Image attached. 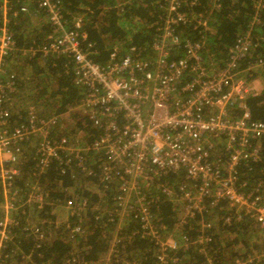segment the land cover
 <instances>
[{"label": "built area", "instance_id": "obj_1", "mask_svg": "<svg viewBox=\"0 0 264 264\" xmlns=\"http://www.w3.org/2000/svg\"><path fill=\"white\" fill-rule=\"evenodd\" d=\"M8 1L1 8L4 12L13 11L14 16L43 13L49 24L39 45L21 49L9 20L0 25V154L11 163L4 166L0 162V177L8 193L19 175L18 163L28 156L22 143L28 145L44 135L34 154L35 158L40 154V168L57 161L63 171L69 168L83 177L98 176L103 196L116 188L115 204L122 206L123 214H134L141 229L159 241L160 259H166V250L178 246L177 241H165L173 240L174 232L162 238L158 232L166 226L154 224L155 216L160 221L156 208L163 200L172 203L179 224H187L209 209L208 213L223 211L228 224L255 221L264 233V177H241L242 168L257 169L264 151V121L252 116L247 103L250 96L262 92L253 79H264V54L258 51L262 43L251 30L216 59L208 40V34L214 32L209 19L182 10L181 2L187 0H168L160 7L165 15L154 40L144 47L131 45L127 51L116 47L104 64L88 52L94 44L83 29L84 17L70 18L62 0H33L34 6L28 3L18 9ZM189 2L195 4L196 0ZM259 6L264 8V3ZM187 25L199 36L184 34L180 28ZM16 52L71 62L65 68L71 67L73 83L84 94L60 117L72 116L73 123L66 127H75L70 135L76 139L48 138L68 134L58 130V116L46 120L33 110L25 122L11 126L12 113L6 103L15 98L17 88L14 74L6 75V64ZM256 72L261 74L254 76ZM257 170L263 173V165ZM170 175L175 176L173 182H161ZM151 188L155 193L148 195L145 190ZM15 196L16 192L3 205L0 258L4 243L11 238V211L18 209ZM29 200L39 207L45 204L41 193L32 192ZM68 207L70 214L85 213L89 201L84 197ZM108 214V220H113V213ZM201 226L208 228L211 223L202 220ZM183 240L187 245V239ZM208 240L204 230L197 237V242ZM263 257L240 255L230 264H260Z\"/></svg>", "mask_w": 264, "mask_h": 264}, {"label": "trees", "instance_id": "obj_2", "mask_svg": "<svg viewBox=\"0 0 264 264\" xmlns=\"http://www.w3.org/2000/svg\"><path fill=\"white\" fill-rule=\"evenodd\" d=\"M189 1H182L180 8L191 15L202 14L209 19L214 32L208 34V40L211 41L212 53L215 52L216 59L225 55L236 39L248 30L262 43V48L258 51L264 54V8L259 6L264 0H196L195 4H189ZM62 2L70 18L84 17L83 29L87 33L88 41L94 44L88 48V52L94 60L104 64L109 61L110 53L116 47L126 51L131 45L144 47L153 41L156 28L165 15L160 7L168 4V0ZM8 3L15 9L28 3L34 6L33 0H9ZM13 14L9 10L8 26L15 35L17 46L21 49L39 45L44 38V32H39L38 39L34 40L36 33L28 25L32 18L29 13L20 12L17 16ZM4 15L0 12V25L4 21ZM26 23V34L29 36L27 39L23 32L20 35L21 27ZM151 25L155 26L151 28ZM46 26L49 31V24L46 23ZM180 29L191 37L199 36L192 30L191 25ZM39 59L44 64L39 63ZM67 61L65 58L26 57L20 52H16L9 59V73L6 75L14 74L12 81L17 91L15 98L7 101L6 108L12 113L11 121L18 120L15 126L25 122L30 110H33L46 120L58 116V130L68 134L50 135L48 138L60 139L74 131L75 127H66L64 118L60 116L70 106L77 104L84 92L73 86L72 69L65 68V64L69 65L71 62ZM29 67L34 69L33 75L30 74ZM261 73L256 72L254 76H264V69ZM6 75H3L4 82L7 81ZM29 83H32L33 94L25 97L24 91ZM24 99L29 101H23ZM247 103L252 116L264 121V90L258 95L250 96ZM34 139L41 141L44 135ZM22 146V149L27 148V142H23ZM27 152L25 150L27 158L18 163L19 175L15 176L9 187L10 195L16 192L14 206L18 209L11 211L14 220L10 227L11 238L4 243L0 264H209L210 261L212 264H227L221 260L225 253L233 261L237 256L248 254L252 248L248 243L251 237L248 241L245 240L248 227L253 224L250 219L228 224L224 222L223 211L208 213L212 211L208 209L189 221L193 224H179L172 203L163 200L156 208L160 221L155 216L154 224L158 226L162 223L166 226V229L158 232L162 238L174 232L178 246L166 250V259H160L162 251L159 241L141 229L140 220L134 218V214H123L122 206L115 204L113 196L116 188L109 190V195L103 196L100 194L102 183L98 176L95 179L92 176L83 177L69 168L63 171L57 161L41 169L38 165L40 154L35 158V148L31 154L34 157ZM262 165L264 167V151L262 163L257 169ZM257 169L249 171L242 168L241 177H264V172ZM174 177L166 176L161 182L171 183L175 180ZM1 187L5 186L0 177ZM145 191L148 195L155 193L152 188ZM32 192L43 195L45 204L42 207L29 200ZM84 197L89 201V210L85 213L83 210L81 214L61 211V205L74 207ZM5 202L4 199L0 200V221L5 216ZM32 210H35L34 213ZM110 212L113 213V220H108ZM202 220L205 223L206 220L209 221L211 226L202 228ZM203 230L209 240L197 242V237ZM184 237L187 245H184ZM242 248L244 252H241ZM260 264H264V257Z\"/></svg>", "mask_w": 264, "mask_h": 264}, {"label": "rangeland", "instance_id": "obj_3", "mask_svg": "<svg viewBox=\"0 0 264 264\" xmlns=\"http://www.w3.org/2000/svg\"><path fill=\"white\" fill-rule=\"evenodd\" d=\"M1 8V7H0ZM2 8L4 9V6H2ZM160 10H163V9H160ZM4 11V10H3ZM29 15L32 17L31 18V22L28 24L29 25V27H30V29H32L35 33H36V39H34V40H37L38 39V34H39V32H41L42 31V33L44 32V31H47V26H46V23H48V21H46V19H45V17L43 16V13H40V14H36V15H34L33 13H29ZM8 20H10L9 18H8ZM27 23L25 24V25H23L22 27H21V30H20V35L22 34V32H23V34L25 35V37H26V39L27 38H29V36L26 34V31L28 32V29H27ZM34 36V37H35ZM33 37V38H34ZM21 60H23V59H21ZM23 62V61H22ZM43 63V61H42V59L41 60H39V63ZM69 62V60L67 61V63ZM28 64V63H27ZM26 64V65H27ZM44 64V63H43ZM27 67H28V65H27ZM29 69H30V67H29ZM33 69V68H32ZM31 69V70H32ZM11 70H13V69H11ZM34 70V69H33ZM14 71H16V70H14ZM34 72V71H33ZM31 75H33V73L31 74ZM39 77V76H38ZM30 84V83H29ZM32 84V83H31ZM31 84L28 86V87H26V90L24 91V96L25 97H29V95L28 94H30V95H32L33 93L31 92ZM253 84H254V86L257 88V89H259V90H261L262 89V91L264 90V79H261V78H254L253 79ZM23 101H29V100H23ZM22 117V116H21ZM21 117H20V119H21ZM65 120V126H68L69 125V123H73L72 121H71V117H68L67 119H64ZM19 121H21V120H19ZM17 122H18V120H16V121H12V124L14 125V124H17ZM69 137L71 138V139H76V136L75 135H69ZM39 143V141H36L35 139H33L32 141H30L29 143H28V154L29 155H31L32 153H33V150H34V148L36 147V145ZM32 157H34L33 155H31ZM3 160V163H2V165H4V166H9L11 163L10 162H8V160H7V158L6 157H3L1 154H0V162ZM9 196H10V194L8 193V191L4 188V187H1L0 188V200H2V199H4L5 201H7V200H9ZM6 203V202H5ZM5 203H4V205H5ZM60 208H61V211H67L68 210V206L67 205H61L60 206ZM3 210H4V212H6V209L5 208H3ZM2 211V210H1ZM34 211L35 210H32V213H34ZM60 212V211H59ZM61 213V212H60ZM181 213H183V210L181 209ZM252 223L253 224H251V225H249V227H248V236H246V238H245V240L246 241H248V238L249 237H251V241L249 240V244H251L252 245V248L250 249V251L249 252H247L248 254H250V255H255V254H263L264 255V233L262 232V231H260V229L256 226V223H255V221H252ZM190 227H193V225H191ZM257 227V228H256ZM254 230V231H253ZM253 231V232H252ZM170 234H172V233H170ZM169 235V234H168ZM165 241H171V242H175V241H177V239H176V236H174V238H173V240L171 239V238H167ZM178 242V241H177ZM239 247V246H238ZM244 248V247H243ZM241 249V252H244V249H246V248H244V249ZM247 251V250H246ZM230 253H231V249H230ZM222 263H227L228 262V260H229V255L228 254H224L223 255V257H222Z\"/></svg>", "mask_w": 264, "mask_h": 264}, {"label": "crops", "instance_id": "obj_4", "mask_svg": "<svg viewBox=\"0 0 264 264\" xmlns=\"http://www.w3.org/2000/svg\"><path fill=\"white\" fill-rule=\"evenodd\" d=\"M1 2H3V3H1ZM4 2H5V0H0V7L2 8V6H3V4H4ZM0 8V12L1 13H4L5 15H4V21L6 20V18L8 19V13L9 12H4L2 9ZM3 21V22H4ZM47 21V20H46ZM48 26V25H47ZM151 28H153V25H151ZM47 32H49L48 31V29H47V31H44V36H46L47 35ZM127 51V50H126ZM22 54V53H21ZM22 55H24V56H26V57H30L29 55H27V54H22ZM40 60V59H39ZM7 68L9 67V64H7V66H6ZM32 68L30 67V74H32V70H31ZM41 78H43V76H41ZM73 86L75 87V88H77V89H79V90H81L82 92H84V89L83 88H81V87H79V86H76L74 83H73ZM76 105V104H75ZM76 115H79V113H77ZM64 117V119H67L68 117H72V116H63ZM19 122H21V121H19ZM231 263V256H229V260H228V262H227V264H230Z\"/></svg>", "mask_w": 264, "mask_h": 264}]
</instances>
